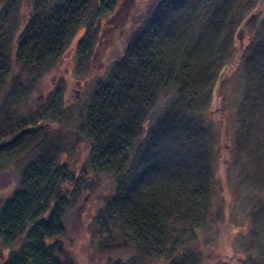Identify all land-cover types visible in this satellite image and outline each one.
Masks as SVG:
<instances>
[{
  "label": "trees",
  "instance_id": "trees-1",
  "mask_svg": "<svg viewBox=\"0 0 264 264\" xmlns=\"http://www.w3.org/2000/svg\"><path fill=\"white\" fill-rule=\"evenodd\" d=\"M245 1L158 0L75 119L60 86L44 96L39 82L80 29V47L90 44L117 0H26L23 15L19 0H0V174L19 167L11 193L0 197V246L11 248L0 264H60L67 194L102 177L112 188L88 225L98 249L128 253L115 264H198L179 255V232L221 220L223 209L214 201L209 139L188 111L206 105L221 80ZM201 12L207 28L199 24L187 44ZM259 20L242 60L248 86L264 96V14ZM208 26L214 32L206 39ZM162 93L171 110L155 108ZM67 132L85 146L86 179L58 162ZM256 254L264 260V250Z\"/></svg>",
  "mask_w": 264,
  "mask_h": 264
},
{
  "label": "rangeland",
  "instance_id": "rangeland-1",
  "mask_svg": "<svg viewBox=\"0 0 264 264\" xmlns=\"http://www.w3.org/2000/svg\"><path fill=\"white\" fill-rule=\"evenodd\" d=\"M19 1V12L23 15L27 11V3L26 0ZM157 1L117 0L112 14L98 24L96 36L92 34L90 44L83 43L82 47L80 40L84 33L80 29L58 63L40 80L39 95L46 96L60 86L63 104L77 119L93 88L107 77L111 66L123 52L127 37L134 31L138 19L148 15ZM242 6L245 19L241 26L234 28L230 37V50L221 80L206 105H201L197 111H188L209 139L210 156L215 163L212 191L214 201L222 206L217 209H223L221 220L217 215V219L212 217L194 229L192 234L179 232V255L198 264H264L262 257H258L260 254H256L264 250V96H257V89L252 90L253 86H248L246 63L242 60L254 31L260 28L264 0H246ZM205 21H208L206 13H198L193 21L195 29L186 32L189 37L185 35L187 44L197 40L198 33H201L196 30L199 24L207 28ZM213 32V27L208 26L204 32L206 39ZM200 42L204 47L203 40ZM166 94H159L155 108L161 105L160 110L173 108L172 100ZM70 124L73 125L72 122ZM54 136L58 137L57 134ZM73 136L72 132L62 134L64 150L59 152L58 162L65 165L64 169L74 177L80 175L86 179L91 170L85 146L82 142H75ZM18 174L19 167L0 174L1 198L11 193ZM99 179L92 188L87 186L76 194H67L70 204L63 221L64 234L59 236L56 245L60 249V264H115L128 257V253L122 251L103 252L98 249L96 237L88 230L89 221L101 206L103 196L112 188L111 180L106 177ZM258 207L262 211L248 220L249 212ZM5 245L0 246V263L11 253V248ZM154 261L152 264H166L163 258Z\"/></svg>",
  "mask_w": 264,
  "mask_h": 264
}]
</instances>
